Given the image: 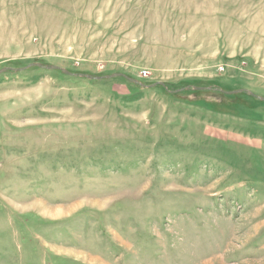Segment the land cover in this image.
Listing matches in <instances>:
<instances>
[{"label": "rangeland", "instance_id": "1", "mask_svg": "<svg viewBox=\"0 0 264 264\" xmlns=\"http://www.w3.org/2000/svg\"><path fill=\"white\" fill-rule=\"evenodd\" d=\"M214 88L264 98V0H0V264H264V101Z\"/></svg>", "mask_w": 264, "mask_h": 264}, {"label": "water", "instance_id": "2", "mask_svg": "<svg viewBox=\"0 0 264 264\" xmlns=\"http://www.w3.org/2000/svg\"><path fill=\"white\" fill-rule=\"evenodd\" d=\"M33 66L38 67V68H43V69H46V70H59V71H61V72H62L63 74H65V75H69V74H70V73L67 72L66 70L61 69V68L56 67V66L46 67V66H42L41 64H36V63H35V64H32V65H29L28 67L23 68V69H14V71H15V72H18V71H21V70H24V69H27V68H29V67H33ZM6 70H9V69H4V70H2V71H6ZM71 75H72V74H71ZM72 76H76V75H72ZM78 76L81 77V78L95 79V80H100V79H111V78H116V77H123L124 79H126V80H128V81H130V82H133V83H136V84L141 85V84L138 83L137 81H135V80H133V79H131V78H128V77H126V76L123 75V74H114V75H111V76H104V77H91V76H89V75H83V74H80V75H78ZM156 85H159V86L165 87V85H164L163 83H155V84H153V85H151V86H144V87H145V88H147V87H154V86H156ZM188 89L200 90V89H202V88H198V87H193V86H191V87H186V88H184V89H182V90H188ZM182 90H179V91H182ZM207 90H211V89H210V88H207ZM212 90H214V91H216V92H219V93H222V94H225V95L238 94V93H247V94H248L249 96H251V97L257 98V99L260 100V101H264V98L257 97L256 95H254L253 93H251L250 91H247V90H237V91H231V92H226V91H223V90H220V89H217V88H214V89H212ZM176 92H178V91H176Z\"/></svg>", "mask_w": 264, "mask_h": 264}, {"label": "bare ground", "instance_id": "3", "mask_svg": "<svg viewBox=\"0 0 264 264\" xmlns=\"http://www.w3.org/2000/svg\"><path fill=\"white\" fill-rule=\"evenodd\" d=\"M61 212H62V210L60 209V210L56 211L55 212L56 214H54V215L60 214Z\"/></svg>", "mask_w": 264, "mask_h": 264}, {"label": "trees", "instance_id": "4", "mask_svg": "<svg viewBox=\"0 0 264 264\" xmlns=\"http://www.w3.org/2000/svg\"><path fill=\"white\" fill-rule=\"evenodd\" d=\"M61 73H62V72H61ZM135 87L139 88V87H138V86H136V85H135ZM217 93H219V92H217ZM220 94H222V93H220ZM223 95H224V94H223Z\"/></svg>", "mask_w": 264, "mask_h": 264}]
</instances>
